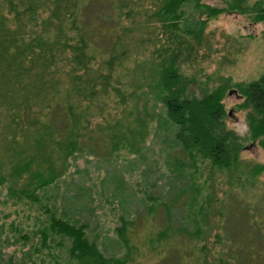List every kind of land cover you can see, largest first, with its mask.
<instances>
[{
  "label": "trees",
  "instance_id": "1",
  "mask_svg": "<svg viewBox=\"0 0 264 264\" xmlns=\"http://www.w3.org/2000/svg\"><path fill=\"white\" fill-rule=\"evenodd\" d=\"M97 1L107 5L104 18L110 22L97 19L83 25V2L78 5L74 1L65 6L57 30L50 34V0H0V114L6 115L0 121V135L9 143L4 131L10 129L17 144H5V156L0 151V185H5V195L12 203L40 201L41 190L65 173L69 157L84 142L107 140L118 148L133 139L132 134L126 135L134 131L129 120L117 117L113 123L94 122L96 116L101 120L108 116L103 113L108 101L101 96L118 94L123 100L125 90L116 68L126 56L120 31L122 20L130 14L126 10L129 0ZM188 2L205 17L199 19L198 29L185 31L180 25L181 7ZM229 10L245 14L253 22H264V0H226L225 6L200 0H162L150 14L159 22L161 34L175 45L171 50L164 47L163 53L158 51L157 57L149 60L143 73L147 84L143 93H151L154 102L162 104L165 117L175 126L174 137L181 151L171 155L173 164L192 168L188 171L191 192L185 196V220L180 216L172 219L165 202L159 203L166 212L162 226L152 219L150 225L149 214L139 220L121 214L114 231L126 253L116 257L105 255L88 237L86 223L46 207V214L29 230L10 223L20 251L10 252L2 264H62L58 246L65 247V264H264V193L259 192L255 176L264 165L239 166L244 141L256 140L264 149V72L247 82L232 84L224 77L201 95H189L191 80L181 72L178 59L183 44H189L185 32L198 38L209 18ZM56 61L69 65L71 75L66 85L57 86L49 97L52 99L46 96L42 119L37 121L34 106L43 105L44 99L37 67L44 71ZM233 84L242 97L235 108L245 110L244 134H238L225 121L223 98ZM204 167L210 171L209 177L214 172H227V188L216 205L219 228L212 240L204 234L202 220L213 207V196L209 193L205 202L198 200L202 183L196 174L200 175ZM250 189H257L252 202L236 191L247 194ZM235 197L236 202H231ZM155 211L153 204L148 209L151 217Z\"/></svg>",
  "mask_w": 264,
  "mask_h": 264
},
{
  "label": "rangeland",
  "instance_id": "2",
  "mask_svg": "<svg viewBox=\"0 0 264 264\" xmlns=\"http://www.w3.org/2000/svg\"><path fill=\"white\" fill-rule=\"evenodd\" d=\"M74 1L78 5L83 2V25L97 19L100 23H105L104 16L109 9L102 2L50 0V10L53 9L48 24L50 34L57 30V22L62 20L65 6ZM161 1L129 0L126 10L129 9L130 14L122 20L123 30L120 31L127 52L123 63L116 68V74L123 85L120 86L125 90L123 100L118 94H112L111 97L101 96L108 101L103 110L108 116L102 120L99 116L94 118L95 123H113L117 117L122 121L129 120L128 125L135 132L127 131L126 135L132 134L133 139L118 148H113V144L107 140L102 143L92 140L84 142L83 147L69 157L65 173L56 182L41 190L40 201L30 202V199H25V202L12 203L5 195V185L1 184L0 264L10 252L20 251V242L14 241V231L10 223L14 221L23 230H29L38 223L39 217L46 214V207L64 214L65 217L86 223L88 237L95 240L105 255L116 257H122L126 253L114 231L121 214L138 220L149 214L150 225L152 219L156 225L162 226L166 212L159 203L165 202L172 213V219L180 216L185 220V196L191 192L188 171L192 168L183 169L173 164L171 155L181 151L174 137L175 126L165 117L162 104L159 101L154 102L151 93H143L147 85L143 82V73L147 72L149 60L156 58L158 51L163 53L164 47L171 50L175 45L161 34L159 22L150 15ZM200 1L216 6L226 5V0ZM181 9L182 29H198L199 19H203L205 13L193 2L184 3ZM50 10L45 12V15ZM106 22H110V18ZM184 35L189 44H183L178 59L181 61V72L187 80H191L187 85L189 95H201L204 90L210 89L224 77H229L232 84L247 82L264 72V22H253L245 14L229 10L209 18L200 37L194 38L187 32ZM101 43L105 44L103 39ZM37 69V80L44 86L41 105L44 108L40 105L34 106L35 120L38 121L42 119L47 97L52 95L57 86L60 87L64 83L66 85L71 72L69 65L64 61H56V64L50 65L44 71L38 67ZM135 83H140L141 86H136ZM131 91L135 92L129 94ZM241 100L237 87L234 84L229 86L223 98L227 111L225 121L226 125L238 134H244L247 128L245 110L235 108V104ZM128 110H131V113H128ZM3 117L6 115L0 114V121L5 119ZM2 129L0 125V131ZM4 134L9 143L2 139L1 134L0 151L3 154L5 144L11 147L17 145L13 141L15 133L5 128ZM16 136L21 138L20 134ZM140 136H143V140L139 139ZM1 156L4 157L5 154ZM180 156L182 157L183 153ZM240 159V167L245 168L256 163L264 165V149L256 140H246L240 150ZM209 174L208 168L204 167L200 175L196 174V178L202 183L198 200L205 202L209 199V193L213 196V207L207 213V218L202 220L204 234H208L209 240H212L213 233L219 228L216 205L227 188V172H214L210 177ZM255 176L259 192L264 193V168ZM184 188L186 191H182ZM236 191L245 201L252 202V194H255L257 189H250L247 194ZM230 200L235 203L236 197ZM153 204L156 211L154 217H151L148 209ZM186 223L191 224L189 219H186ZM57 254L61 257L62 264H65V247L58 246ZM43 264L49 262L45 261Z\"/></svg>",
  "mask_w": 264,
  "mask_h": 264
}]
</instances>
